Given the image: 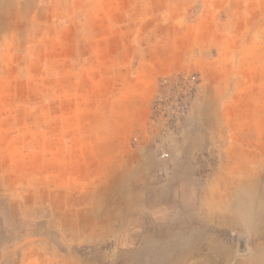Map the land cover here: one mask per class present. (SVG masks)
I'll return each instance as SVG.
<instances>
[{
	"label": "rangeland",
	"instance_id": "obj_1",
	"mask_svg": "<svg viewBox=\"0 0 264 264\" xmlns=\"http://www.w3.org/2000/svg\"><path fill=\"white\" fill-rule=\"evenodd\" d=\"M180 74L204 92L167 133ZM0 264H264V0H0Z\"/></svg>",
	"mask_w": 264,
	"mask_h": 264
},
{
	"label": "built area",
	"instance_id": "obj_2",
	"mask_svg": "<svg viewBox=\"0 0 264 264\" xmlns=\"http://www.w3.org/2000/svg\"><path fill=\"white\" fill-rule=\"evenodd\" d=\"M202 79L198 75L165 77L160 80L158 94L153 102L151 121L160 125L167 133H178L183 130L192 108L203 96ZM161 157H170L162 151Z\"/></svg>",
	"mask_w": 264,
	"mask_h": 264
},
{
	"label": "crops",
	"instance_id": "obj_3",
	"mask_svg": "<svg viewBox=\"0 0 264 264\" xmlns=\"http://www.w3.org/2000/svg\"><path fill=\"white\" fill-rule=\"evenodd\" d=\"M108 21L112 22L113 25L116 24L115 21L117 19V15L116 14H111L109 13L108 14ZM125 18V16H124ZM123 18V20H124ZM127 19V18H125ZM141 20H144V21H147L148 23H146V29H144V31H147L148 28H154L155 25L158 24L159 22V16H157L156 14L154 15H147L146 18H142ZM175 20V19H174ZM170 21L173 22V19H170ZM154 26V27H153ZM172 29V27H171ZM146 49H148L146 47ZM154 49H157V47H154ZM178 57L177 56H173L172 57H168V56H165L163 57V61L162 63H159L158 61H154V62H148L146 64V68H142V66L140 67L141 70L140 72L137 70V69H134V71L130 70V69H127V71H124L123 72V75L126 77L127 76V79L128 80H132V77L134 76L135 79H139L140 81V86L142 88V82H151V81H155L158 79L159 77V73H174V72H177L179 70H181L183 67H184V62L187 63V61L184 59V54L180 56L179 59H177ZM182 59H184L185 61L183 62ZM99 65H103L102 62H99L98 63ZM155 66V67H152ZM110 67V66H109ZM100 76V75H99ZM116 77V72H109L107 73V77L106 79L110 81V79L114 80ZM132 82V81H131ZM92 96H90L89 98H87L88 101H91L92 102V106L93 108L91 109V118L96 120L99 118V115H100V110H99V107L97 108V106H99L100 102H101V98L100 96L96 95L95 94V86L93 85L92 87ZM77 100V99H76ZM83 100V99H82ZM86 100V99H84ZM83 100V101H84ZM144 106V105H143ZM142 105H140L139 107H143ZM63 112V110H61ZM84 111V110H83ZM65 116H67L68 114H63ZM85 114L84 112L81 114V111L80 109H77L76 112H75V117L77 118V120L75 121L74 123V126H75V132H76V141L75 143H77L75 145V147L77 148H83L84 145H79L78 144V140L80 141V136H83L84 135V132H83V125H84V122L82 121L81 122V117L84 118ZM110 117V118H109ZM113 113L109 114L108 116V120H112L113 118ZM115 117V116H114ZM146 117V116H145ZM67 127H68V122H64L61 121V129H63V131H61V142L63 143V147L65 148H69L71 146H73V141L71 142V140L68 139V130H67ZM94 147H99V145H96V144H93L92 145V148Z\"/></svg>",
	"mask_w": 264,
	"mask_h": 264
},
{
	"label": "water",
	"instance_id": "obj_4",
	"mask_svg": "<svg viewBox=\"0 0 264 264\" xmlns=\"http://www.w3.org/2000/svg\"><path fill=\"white\" fill-rule=\"evenodd\" d=\"M239 244H240V251H244L246 247V241L241 240Z\"/></svg>",
	"mask_w": 264,
	"mask_h": 264
}]
</instances>
